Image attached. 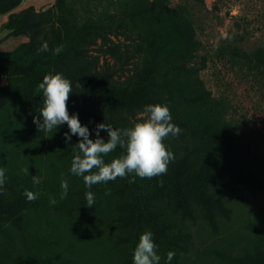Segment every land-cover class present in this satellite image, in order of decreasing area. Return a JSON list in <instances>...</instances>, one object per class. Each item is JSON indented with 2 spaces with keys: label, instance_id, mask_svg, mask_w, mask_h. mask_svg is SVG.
Listing matches in <instances>:
<instances>
[{
  "label": "rangeland",
  "instance_id": "374dc122",
  "mask_svg": "<svg viewBox=\"0 0 264 264\" xmlns=\"http://www.w3.org/2000/svg\"><path fill=\"white\" fill-rule=\"evenodd\" d=\"M185 1L200 44L199 50L187 59L180 54L183 30L171 14V9L183 0H10L0 3V54H16L29 41L27 34L15 35L8 30L10 19L18 21L27 8L35 13L45 12L49 25L62 40L81 31L80 37L85 41L80 43L84 52L82 74L110 68L115 84L123 86L133 83L134 76L146 70L150 84L158 89L178 86L192 90L190 87L200 80L209 98L216 101L215 107L207 110L199 103L184 104V117L196 122L209 115L220 121L221 127L235 128L250 154L264 160V79L255 77L228 51L231 47L245 51L264 47V0H202L197 4ZM152 11L156 18L144 21L142 16ZM131 19L137 30L128 40L121 34L122 30L131 31ZM151 29L158 31L162 46L156 61L151 60L144 67L142 55L130 54L126 59L124 50L127 47L130 51L137 44V33L145 34ZM96 34H101L104 42L97 37L95 40ZM62 75L71 83L76 82V78ZM12 84L18 97L0 105V167L6 170L7 179L26 178L29 191L38 194L37 200H43L44 205L36 203L26 208L17 226L9 228L6 235L0 234V251L10 256L30 255L41 260V264H133L137 245L131 252L125 240L127 229L114 224L122 216L118 207L128 193L118 190V179L95 184V204L88 207L83 178L70 172L74 157L71 152L79 138L73 135L65 143L64 134L69 131H41L35 124L31 126L32 110L23 102L26 95L34 96L36 90L21 80ZM0 85L4 86L5 81L0 79ZM172 95L179 98L175 91ZM83 108H94L103 121L100 107L87 102ZM142 119L139 114L111 127L131 128ZM240 150L243 153L244 148ZM24 168L29 169V175L22 171ZM251 168L262 172L264 164L256 162ZM34 176L41 177L42 183L33 184ZM62 179L69 184L68 196L63 200ZM218 196L228 214L219 217L216 230L207 224L203 211H195L193 220L182 222L173 201H160L158 211L163 219L186 234L184 250L176 253L175 263L170 264L264 261V193L248 196L242 191L221 190ZM52 199L57 201L55 205L50 204ZM157 254L160 264H169L159 246Z\"/></svg>",
  "mask_w": 264,
  "mask_h": 264
},
{
  "label": "trees",
  "instance_id": "16d2710c",
  "mask_svg": "<svg viewBox=\"0 0 264 264\" xmlns=\"http://www.w3.org/2000/svg\"><path fill=\"white\" fill-rule=\"evenodd\" d=\"M10 0H0V3ZM201 3L202 0H192ZM152 5H150L151 7ZM172 17L178 21L183 30L184 37L181 44L183 53L181 57L187 59L200 48L196 40L193 21L189 14L188 2L183 0L172 9ZM144 21L156 18L152 11L142 16ZM131 31L122 30L126 39H131L132 31L137 30L133 20ZM49 27L48 29H44ZM8 30L15 34H27L29 41L24 44L22 50L16 54H0V79L5 85H0V105L9 98H16L12 82L21 80L34 88V96H25L23 105L30 106L33 117L41 118L40 108L43 103L42 92L37 91V86L43 77L48 74H65L76 78L72 83V94L67 102L69 114H78L82 126H87L90 139H96V128L100 123L115 125L135 118L143 113L148 104L167 105L172 115V122L182 129L178 137H168L164 143L171 151L175 159L169 163L166 175L152 179L135 177L134 183L129 181L135 176L129 174L126 178H117L120 187L118 190L127 192L126 200L119 205L118 211L122 216L114 224L120 229H127L125 237L132 252L138 244L139 237L146 230L153 233V239L167 256L169 251H174L175 256L171 262L175 263L176 253L184 250L186 234L182 229L176 228L170 221L163 219L158 211L160 201H173L174 210L182 216L181 221L193 220L195 211H203L207 224L214 230L216 221L221 216H226L228 210L225 203L218 196V191L229 192L242 191L248 196L264 193V171L255 172L252 164L264 160L257 155L250 154L244 147L235 128L221 127V122L209 115L201 116L196 122L184 117V104L199 103L207 110L215 107L216 101L209 98L204 90L202 82L195 81L190 89L183 87H163L158 89L150 84V77L143 72L134 76V82H127L118 86L113 80V72L110 68L96 73L82 74L80 63L84 58V52L80 43H85L78 31L74 37L62 40L58 31L49 25V18L45 12L35 13L32 8H27L21 18L14 22H7ZM138 42L131 46V50H124L123 56L127 59L130 54L142 55L144 67L160 56L162 48L158 31L149 30L145 34L137 33ZM104 42L101 34L95 35ZM45 42L50 51L38 52ZM93 41L92 43H94ZM63 45V51L57 55L53 50ZM234 59L243 62V65L254 73L255 77L264 79V47L253 51H245L242 48L231 47L228 50ZM30 54L28 58L26 55ZM79 85V86H78ZM176 92L178 99L172 92ZM171 97H173L171 99ZM179 99L181 102H179ZM98 106L103 110V121L92 111L84 109V104ZM208 112V111H207ZM183 113V115H182ZM34 127V126H33ZM67 128V129H66ZM62 132L69 131L67 124L58 127ZM105 130H100V137L107 142ZM244 148L243 153H239ZM77 149L71 152L72 156ZM124 149L119 146L105 157V162L124 154ZM2 146H0V158ZM1 164V163H0ZM25 178L22 181L7 179L3 187H0V234L6 235L9 228L18 225L23 210L31 208L36 203L44 205L43 200L29 202L25 191H29V183ZM87 191H96L95 185ZM38 201V202H37ZM190 202H192L190 204ZM127 212V214H125ZM9 240V238L5 237ZM261 242L263 240H260ZM42 261L30 255L10 256L0 251V264H41ZM257 264H264L259 261Z\"/></svg>",
  "mask_w": 264,
  "mask_h": 264
},
{
  "label": "clouds",
  "instance_id": "9594fccd",
  "mask_svg": "<svg viewBox=\"0 0 264 264\" xmlns=\"http://www.w3.org/2000/svg\"><path fill=\"white\" fill-rule=\"evenodd\" d=\"M38 52L50 51L45 42ZM57 55L63 51V45L53 50ZM79 86V85H78ZM37 91L42 92L43 103L39 117H33V123L41 131H52L59 126L67 124L70 132L65 133V143L71 141V136L79 138V142L73 146L77 151L71 161L70 172L83 178L85 186L91 189L98 183L114 181L118 177L126 178L129 174L135 176L129 183L135 182V177L152 179L166 175L168 165L175 159L164 143L168 137H178L182 129L172 122V115L168 106L162 104H148L143 109V119L135 123L131 128L113 129L108 123H100L96 128V139H90L87 126H82L78 114H69L67 102L73 92L72 83L62 74H48L43 77L37 86ZM100 130L108 134L107 142L100 137ZM124 149V154L114 158L111 162H105V157L114 152L117 147ZM22 171L29 175V169ZM6 170L0 167V187L6 182ZM33 184L42 183V178L34 176ZM61 199L68 196L69 184L67 180H61ZM110 195L109 193H106ZM29 202L37 199L36 193L25 191ZM86 205L92 207L95 204V194L92 191L85 193ZM55 199L50 204L55 205ZM158 246L153 239V233L146 230L139 237V242L134 250L133 264H160L161 257L157 254ZM175 256L174 251L167 253V261Z\"/></svg>",
  "mask_w": 264,
  "mask_h": 264
}]
</instances>
